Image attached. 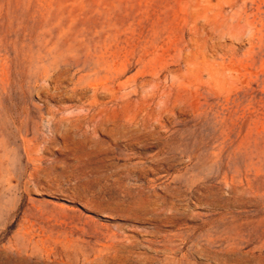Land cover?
Instances as JSON below:
<instances>
[{
	"label": "rangeland",
	"instance_id": "1",
	"mask_svg": "<svg viewBox=\"0 0 264 264\" xmlns=\"http://www.w3.org/2000/svg\"><path fill=\"white\" fill-rule=\"evenodd\" d=\"M0 264H264V0H0Z\"/></svg>",
	"mask_w": 264,
	"mask_h": 264
},
{
	"label": "bare ground",
	"instance_id": "2",
	"mask_svg": "<svg viewBox=\"0 0 264 264\" xmlns=\"http://www.w3.org/2000/svg\"><path fill=\"white\" fill-rule=\"evenodd\" d=\"M232 69H233V68H232ZM236 69H237V68H236ZM189 71H190V70H189ZM235 74H236V73H235ZM184 81H185V80H184ZM107 88H108V87H107ZM76 89H77V88H76ZM142 89H143V88H142ZM86 90H87V89H86ZM105 90H106V89H105ZM138 91H139V90H138ZM108 92H109V91H108ZM105 94H106V93H105ZM115 96H116V95H115ZM106 97H107V96H106ZM102 98H103V97H102ZM104 98H105V97H104ZM147 98H148V97H147ZM141 99H142V98H141ZM94 100H95V99H94ZM138 100H139V99H138ZM141 101H143V100H140V102H141ZM137 104H138V103H137ZM143 104H144V103H143ZM128 105H129V104H128ZM141 105H142V104H141ZM148 105H149V104H148ZM130 106L132 107V104H131ZM144 106H146V105H144ZM147 107H148V106H147ZM144 108H145V107H144ZM144 108H143V109H144ZM160 108H161V107H160ZM128 109H129V108H128ZM98 110H99V109H98ZM114 110H115V109H114ZM131 110H132V108H131ZM131 110H130V112H131ZM139 110H140V109H139ZM144 110H145V109H144ZM146 110H147V109H146ZM159 110H160V109H159ZM91 111H92V110H91ZM123 111H124V110H123ZM89 112H90V111H89ZM130 112H129V113H130ZM137 112H138V110L135 111L134 114H135V115H138V114H136ZM140 112H141V111H140ZM107 113H108V112H107ZM115 113H117V112L115 111ZM131 113H132V112H131ZM123 114H124V113H123ZM134 114H133V115H134ZM146 114H147V112H146ZM106 115H107V114H106ZM89 116H90V115H89ZM89 116H88V117H89ZM122 116L124 117V115H122ZM126 116H129V115H126ZM77 117H78V116H77ZM146 117H147V115H146ZM126 118H127V117H126ZM128 118H129V117H128ZM128 118H127V119H128ZM119 119H120V118H119ZM116 122H118V121H116ZM119 122H120V121H119ZM77 123H78V121H77ZM117 124H118V123H117ZM124 126H125V125H124ZM115 127H116V126H115ZM107 128H108V127H107ZM128 129H129V128H128ZM107 130H109V129H107ZM115 130H116V129H115ZM126 130H127V128H126ZM112 131H113V130H112ZM127 131H128V130H127ZM109 132H110V131H109ZM114 132H115V131H114ZM132 132H133V131H132ZM93 133H94V132H93ZM133 134H134V133H133ZM114 135H115V134H114ZM112 136H113V135H112ZM128 136H129V135H128ZM128 136H127V137H128ZM139 136H140V135H139ZM140 137H141V136H140ZM148 137H150V136H148ZM118 139H119V138H118ZM127 139H128V138H127ZM139 141H140V140H139ZM116 143H118V142H116ZM134 143H135V142H134ZM138 143H139V142H138ZM130 145H131V144H130ZM150 146H151V145H150ZM27 147H28V146H27ZM24 150H25V149H24ZM100 150H102V149H100ZM26 151H27V149H26ZM98 151H99V150H98ZM98 151H97V152H98ZM29 152H30V151H29ZM99 153H100V151H99ZM101 154H102V152H101ZM98 156H100V154H99ZM88 162H89V161H88ZM100 162H101V161H100ZM133 168H134V167H133ZM129 171H130V170H129ZM146 198H147V197H146ZM147 199H148V198H147ZM152 202H153V201H152ZM148 204H149V203H148ZM152 205H153V204H152ZM155 205H156V204H155ZM150 206H151V205H150Z\"/></svg>",
	"mask_w": 264,
	"mask_h": 264
}]
</instances>
